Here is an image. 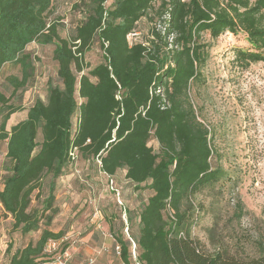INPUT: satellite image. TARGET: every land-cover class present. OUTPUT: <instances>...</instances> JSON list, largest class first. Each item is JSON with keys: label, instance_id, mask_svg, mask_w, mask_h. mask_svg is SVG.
<instances>
[{"label": "trees", "instance_id": "16d2710c", "mask_svg": "<svg viewBox=\"0 0 264 264\" xmlns=\"http://www.w3.org/2000/svg\"><path fill=\"white\" fill-rule=\"evenodd\" d=\"M81 2L85 16L62 37L61 18L49 17L52 0H0V71L12 64L21 72L6 78L12 93L32 77L34 62L26 48L34 42L53 47L59 81L48 84L46 102L36 99L10 129L6 123L19 109L0 93L6 110L0 141H6L9 162L0 206L11 216L12 228L24 235L42 222L49 225L51 215L44 217V212H54V181L80 154L100 162L108 183L123 172L134 191L150 192L136 216L123 208L124 228L141 264H264V249L258 257L242 260L219 241L210 251L191 236L201 207L194 196L224 172L210 164L209 130L189 97L190 85L202 77L208 59L204 34L216 40L223 33L242 32L250 49L236 51L237 61L247 66L264 60V0H112L109 7L106 0ZM143 17L152 24L146 38L128 41ZM94 43L102 50V61L89 67L84 58ZM48 175L50 193L40 211L31 209V195ZM110 189L117 192L111 184ZM106 222L120 247V261L134 264L128 237L115 231L111 219ZM62 236L43 229L36 243L16 251L9 264H36L47 241Z\"/></svg>", "mask_w": 264, "mask_h": 264}, {"label": "rangeland", "instance_id": "374dc122", "mask_svg": "<svg viewBox=\"0 0 264 264\" xmlns=\"http://www.w3.org/2000/svg\"><path fill=\"white\" fill-rule=\"evenodd\" d=\"M111 3L112 0H106L105 6ZM158 4L157 1L155 6ZM85 9L81 0H52L49 17L61 18L60 35L65 37L83 19ZM151 25L147 17L141 18L135 30L138 36L133 41H144ZM203 40L209 45L208 59L202 77L191 83L189 97L198 120L209 130L213 150L210 164L221 168L224 177L194 196V204L201 207L195 213L191 236L201 240L210 251L212 243L219 241L229 254L248 260L258 257L264 249V60L247 66L237 61L236 51L250 49L242 32L223 33L216 40L204 34ZM52 49L35 42L26 48L34 62L32 77L23 89L14 93L6 78L20 77V68L12 64L2 67L0 93L9 98L8 104L19 109L10 116L7 129L24 118L36 99L46 102L49 83L59 85ZM84 61L89 67L102 61L98 43L86 53ZM5 113L0 104V124ZM151 145L158 149L154 141ZM8 165L6 141H0V190ZM51 180L48 175L40 189L33 191L31 209H42L50 193ZM112 180L117 192L110 189L96 159L78 154L54 181V212H44V217L51 215L49 225L42 222L37 231L24 235L12 228L11 216L5 215L0 206V264H9L16 251L35 244L43 229L63 232L57 241L67 254L66 264H85L88 259H93L94 264H123L114 253V239L102 227L111 219L115 231L126 239L123 208L136 216L150 192L134 191L124 180L123 172ZM117 194L124 207L118 204ZM132 224V231L136 233L137 219ZM212 226L215 230L207 232Z\"/></svg>", "mask_w": 264, "mask_h": 264}, {"label": "built area", "instance_id": "2783aa9c", "mask_svg": "<svg viewBox=\"0 0 264 264\" xmlns=\"http://www.w3.org/2000/svg\"><path fill=\"white\" fill-rule=\"evenodd\" d=\"M138 33L133 32L127 35V40L131 41V39L133 37H137ZM75 154V150L71 152V156L73 157V155ZM98 163H100L98 161ZM112 186V182L110 183ZM118 200V198H117ZM118 203L121 204V202L118 200ZM125 233L129 239V241L131 242V256L132 259L134 261V264H141L138 260H137V255H136V251H135V243L132 241V239L128 236L127 233V228L125 229ZM59 242L55 241V240H49L47 241V243L45 244L44 250H43V257L39 260H37L36 264H66L67 261V254L63 253L62 250L59 247ZM114 252L116 255H119L120 253V247L119 245H114ZM85 264H94V260L93 259H88L86 261Z\"/></svg>", "mask_w": 264, "mask_h": 264}, {"label": "crops", "instance_id": "0c3cea01", "mask_svg": "<svg viewBox=\"0 0 264 264\" xmlns=\"http://www.w3.org/2000/svg\"><path fill=\"white\" fill-rule=\"evenodd\" d=\"M95 216H97V215L95 214ZM102 228L105 232L109 233V225L106 222ZM90 236H91V234L89 236H87V238H89Z\"/></svg>", "mask_w": 264, "mask_h": 264}]
</instances>
